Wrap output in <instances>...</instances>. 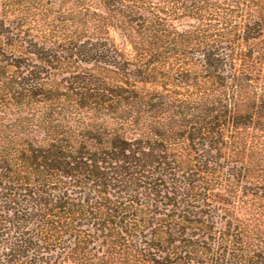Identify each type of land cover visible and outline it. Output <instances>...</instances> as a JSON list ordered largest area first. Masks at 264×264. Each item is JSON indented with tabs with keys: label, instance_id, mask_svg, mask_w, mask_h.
I'll return each instance as SVG.
<instances>
[{
	"label": "trees",
	"instance_id": "trees-1",
	"mask_svg": "<svg viewBox=\"0 0 264 264\" xmlns=\"http://www.w3.org/2000/svg\"><path fill=\"white\" fill-rule=\"evenodd\" d=\"M56 1H0V264H264V0Z\"/></svg>",
	"mask_w": 264,
	"mask_h": 264
},
{
	"label": "rangeland",
	"instance_id": "rangeland-1",
	"mask_svg": "<svg viewBox=\"0 0 264 264\" xmlns=\"http://www.w3.org/2000/svg\"><path fill=\"white\" fill-rule=\"evenodd\" d=\"M0 1H1V3L5 2L8 6L11 7V9H6L7 14H6L5 17L7 19H5V17H4V20L5 21L6 20H13V16L9 12H11V10H15L17 8V7H15V6L12 5L14 0H0ZM44 1H46V0H42V2H44ZM152 2H158L159 5H161V6L163 5V3L161 1H158V0H152ZM56 3L59 4V1L57 0ZM62 8L63 9L64 8L65 9H68V8L69 9H75L76 6L74 4H69L68 3L66 5H63ZM32 14H34V13L31 10L30 13H29V15H28V18L27 19H24V22L22 23L24 25L23 29L34 28V29L44 30V28L41 27L42 26L41 23H33L34 21H36L38 19L35 18V17L33 19L30 18V16H32ZM31 32H32L31 34L36 35L35 31H31ZM110 37H111V40L112 41H115L116 45L119 48L125 49L128 52L127 53L128 55L131 53V52H129L130 51V48L125 44V40L124 39H120L119 36L117 34H114V32L111 31V30H110Z\"/></svg>",
	"mask_w": 264,
	"mask_h": 264
}]
</instances>
